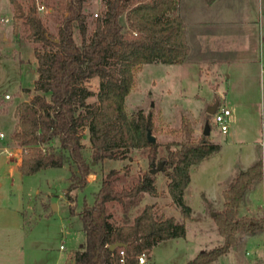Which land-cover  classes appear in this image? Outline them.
I'll use <instances>...</instances> for the list:
<instances>
[{"label":"trees","instance_id":"obj_1","mask_svg":"<svg viewBox=\"0 0 264 264\" xmlns=\"http://www.w3.org/2000/svg\"><path fill=\"white\" fill-rule=\"evenodd\" d=\"M87 1L57 0L60 17L54 34L37 13L35 0H30L27 11L19 0H11L15 16L29 30L28 37L51 46L44 51L35 48L39 73L36 93L15 109L18 120L11 136L23 148L20 171L33 174L68 165L67 196L75 201L71 192L85 188L93 171L82 141L81 127L87 124L93 157L98 161L125 158L130 148L147 147L151 165L155 166L157 160L158 164L163 162L169 192L184 216L190 217L192 209L184 194L191 181V168L220 151L221 144L211 140L210 134L203 133L196 139L191 120L184 116L175 129L183 139L168 143V153L160 156V143L148 137L149 130L155 133L158 129L154 111L129 113L126 105L144 64L182 63L189 54L185 23L178 13L179 0H105V11L98 14L90 39H86ZM206 1L212 4L216 0ZM77 27L83 34L82 43L75 37ZM96 76L101 80L98 101L89 104L86 99L90 90L84 83ZM25 90L30 92L31 88ZM80 106L86 111L78 112ZM151 170L128 176L112 169L92 201L85 197L80 209L70 206L84 232L74 264H122L121 249L126 252L125 264H138V255L144 250L186 235L184 220L157 212L155 204L140 207L145 192L159 193L157 175ZM263 176L264 159L235 176L224 190V207L213 215L223 242L200 251L187 264L217 260L237 244L240 231H264V215L240 214L245 195ZM115 243L119 245L112 248Z\"/></svg>","mask_w":264,"mask_h":264},{"label":"rangeland","instance_id":"obj_2","mask_svg":"<svg viewBox=\"0 0 264 264\" xmlns=\"http://www.w3.org/2000/svg\"><path fill=\"white\" fill-rule=\"evenodd\" d=\"M25 11L28 10L30 0H19ZM47 7V12L39 13L45 22L48 30L54 34L58 32L60 14L56 9L57 0H41ZM105 11V0H88L84 7L87 16L86 39H90L95 27L98 15ZM16 12V11H15ZM12 8L8 0H0V19L3 16L12 17ZM0 24L8 26V30H13L11 41L1 40L0 47V144L3 145L11 138V131L15 125L13 107L23 98H31L36 90L35 80L39 73L37 70L38 59L35 48L41 51L51 48L42 42H35L28 37L29 30L23 20L14 14L11 21H0ZM75 37L79 43L83 42L81 29L77 27ZM144 67V66H143ZM137 73L136 83L127 97L126 105L129 113H136L143 109L146 112L153 110L155 122L158 129L153 133L157 142L160 143V156L168 153V143L181 141L183 134L176 131L182 123L184 116L188 117L194 127V137L198 139L204 133L205 127L209 125L212 130V137L223 143V150L219 157L225 165L231 162L248 160L249 156L262 155V147L256 140L262 137V124L264 121V72H254L251 77L253 85L250 91L242 92L238 89L236 99L238 103L229 104L231 114V130L234 135L232 144H227L226 133L220 131L213 122V114L195 106L196 99L186 100L180 92H174L173 87L167 84V80L159 79L150 68H143ZM34 68V70H33ZM162 74V73H161ZM101 80L98 76L86 81L84 85L90 90L86 101L91 104L98 101V91ZM26 87L31 91L27 92ZM23 88V92H22ZM9 93L10 98L6 97ZM49 97V94H47ZM214 99V103L220 99ZM224 103V100L219 101ZM86 111L80 106L77 110ZM239 118L233 121V118ZM234 122V123H233ZM264 129V128H263ZM1 132L3 135H1ZM82 141L84 143V153L92 164L93 171L89 176V182L83 189H75L71 195L76 200L71 202L67 196L69 185V167H48L33 174H23L20 171H10V161L5 151L0 152V211L11 213L9 217L12 229L10 233L13 237L14 255L17 259H26L30 264L37 260L38 255L45 257V264H64L69 256L75 254L84 239L82 223L77 214H72L70 206L74 205L80 209L83 199L87 197L90 201L94 199V192L98 190L104 176L112 169H117L121 173L126 172L128 176L142 174L147 170L160 165L158 160L152 166L148 157V148H130L125 158H106L98 161L93 157V147L90 140L88 125L81 127ZM264 132V131H263ZM212 135V137H211ZM58 143V140H54ZM11 143V142H10ZM174 148L175 145H172ZM214 158V162L205 164L204 173L194 175L193 183L188 190V198L193 205H198L200 186L205 187L216 176L219 166ZM216 160V161H215ZM212 163V164H211ZM157 175L158 195L145 192L141 202V208L146 203L155 204L156 210L165 215L179 216L181 206L174 200L168 189L169 177L163 166L155 173ZM53 203L57 208H53ZM251 204L254 217L264 215V190L263 184H256L252 190ZM181 211V213L179 212ZM1 216V215H0ZM184 216V214H183ZM24 217V218H23ZM186 217V216H185ZM207 224L212 220L208 217ZM208 224V225H209ZM196 223L189 224V241L169 239L161 241L153 247L146 264H186V258L192 259L194 250L200 241L206 236L199 233ZM264 232V231H263ZM253 237L246 247L232 251L221 256L217 261L210 264H264V233ZM63 245V247H61ZM68 262V263H69Z\"/></svg>","mask_w":264,"mask_h":264},{"label":"crops","instance_id":"obj_3","mask_svg":"<svg viewBox=\"0 0 264 264\" xmlns=\"http://www.w3.org/2000/svg\"><path fill=\"white\" fill-rule=\"evenodd\" d=\"M8 1L12 8V17L3 16L0 19L1 22L13 20L15 7L11 0ZM178 13L184 20L186 37L190 46V51L185 61L182 63L152 62L144 64L143 68L151 67L153 71H161L160 74H156L159 79L167 80V84L173 87V91L180 92L184 99H196L195 106L201 110L203 109L205 113H210L209 109L217 105L221 100H224L229 108V104L236 105L238 100L236 99L235 92L238 89L243 93L250 91L254 82L251 78L254 72H264V0H216L212 4H209L206 0H179ZM0 36L1 40L11 41V44H13V30H8V26L0 24ZM0 47H2L1 42ZM219 96L221 98L214 103V99L219 98ZM27 99L29 98H23L21 101ZM18 103L15 104L12 111L15 117V125L11 131V135L18 120L15 115ZM236 118L238 119L239 116L234 117L233 121ZM263 128L264 121L262 124V138L256 140L261 144L262 155L251 157L248 154L246 155L247 157L249 156L248 160L236 163L231 162L229 165H225L221 157L218 156L223 150V143L217 141L211 135L213 141L221 144L220 151L212 154L200 164L192 166L191 181L184 194L186 203L192 209L191 216L185 217L183 214H180L182 216L181 220H184L186 223L187 233L182 237L169 238L177 239V242L180 239L188 242L190 240L189 224L196 223L197 230L194 231V234H206V236L199 242L192 258L200 251L223 242L224 238L218 231L213 213L224 207V190L234 180L235 176L258 159H264ZM210 134H212V130ZM226 135H228L226 137L227 144H232L233 139L230 138V135L234 134L231 127ZM3 151L7 153L10 161V171H20L19 167L22 162L23 148L12 139V136L5 144H0V152ZM214 158L220 161L218 162L219 166L216 171L217 177H214L213 181L207 186H200L198 205H193L188 198V190L193 183L194 175L197 173L199 176L204 173L205 164L211 161L213 163ZM261 183L264 190V176L257 184ZM252 190L245 195L241 203V215L247 214L252 216L253 212L257 211L253 209L251 204ZM170 200L173 201V198ZM179 212L181 213V211ZM0 215V264H30L26 259H17L18 255H14L15 247L12 244L13 237L10 233L12 229L9 219L11 213L0 211ZM208 217L211 218L212 224L208 223V225L206 223ZM177 218L180 219L179 216ZM260 234L262 233L250 234L242 231L238 232L237 244L225 254L238 250L242 246L246 247L253 237ZM82 244L83 242L80 246ZM152 250L153 248L149 250L148 257H150ZM71 257V261L69 262L68 256L64 264H74V255ZM186 259L188 262L189 258ZM187 262L185 263L187 264ZM32 264H45V257L38 255L37 260ZM246 264H249V261H246Z\"/></svg>","mask_w":264,"mask_h":264},{"label":"built area","instance_id":"obj_4","mask_svg":"<svg viewBox=\"0 0 264 264\" xmlns=\"http://www.w3.org/2000/svg\"><path fill=\"white\" fill-rule=\"evenodd\" d=\"M37 12L45 13L47 12V7L41 0H35ZM98 15V14H96ZM10 94L7 93L6 97L10 98ZM213 122L217 126V128L223 133H227L231 127V109L224 103H218L215 112L213 113ZM3 135V133H2ZM63 247V245H61ZM121 258L120 262L125 264V256L126 252L124 249L120 250ZM149 256V250L146 249L138 255V264H144L147 261Z\"/></svg>","mask_w":264,"mask_h":264},{"label":"water","instance_id":"obj_5","mask_svg":"<svg viewBox=\"0 0 264 264\" xmlns=\"http://www.w3.org/2000/svg\"><path fill=\"white\" fill-rule=\"evenodd\" d=\"M216 107H217V105L211 107V108L209 109V112L213 114V113L215 112V110H216ZM204 133H205L206 135L211 133V127H210L209 125H207V126L205 127ZM148 137H149V140H150V141H156V140H157L156 136L152 133L151 130H149V132H148ZM162 166H163V162H161L160 165H159L158 167L153 168L151 171H152L153 173H156L158 169H161V168H162ZM53 208H54V209L57 208V204H56V203H53ZM215 213H216V212H214L213 214H215ZM118 245H119V243H115V244L111 245V247H112V248H115V247L118 246Z\"/></svg>","mask_w":264,"mask_h":264}]
</instances>
